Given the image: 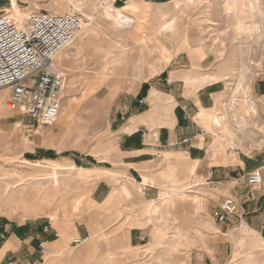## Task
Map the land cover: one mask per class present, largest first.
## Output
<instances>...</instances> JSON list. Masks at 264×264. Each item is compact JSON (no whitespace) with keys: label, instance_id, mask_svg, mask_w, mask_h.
Masks as SVG:
<instances>
[{"label":"crops","instance_id":"1","mask_svg":"<svg viewBox=\"0 0 264 264\" xmlns=\"http://www.w3.org/2000/svg\"><path fill=\"white\" fill-rule=\"evenodd\" d=\"M170 1L118 0L117 7ZM250 1L225 0V9L249 12ZM158 34L166 37L170 32ZM181 43L187 59L193 60L194 49ZM171 61L140 81L131 102L121 106L125 120L117 113V125L111 122L105 129L109 141L91 145L89 152H65L63 159L53 157L57 149L74 148L37 145L43 150L39 160L51 169L75 170L67 176L75 188L60 191L62 178L53 170V187L44 195L37 189L25 193L23 183L16 184L20 190H10L8 184L0 192V207L10 204L25 217L12 223L3 216L0 231L6 237L0 244V264L15 253L17 260L33 258L36 264H264V138L255 150L252 145L248 152L233 148L227 129L225 137L219 130L227 74L170 68ZM258 81L252 85L255 102L250 101L257 116L251 117L261 119L264 128V76ZM3 95L0 91V99ZM72 103L66 99L55 120L63 130L75 126ZM233 106L231 101L227 105ZM0 112L7 110L1 107ZM207 116L210 127L204 123ZM232 116L240 123L235 125ZM229 122L255 136L239 115L232 113ZM254 171L260 174L259 184L248 182ZM45 195L51 197L48 204L39 201ZM225 198L233 199L236 209L220 219ZM27 225H34L32 236ZM76 239L81 241L75 244Z\"/></svg>","mask_w":264,"mask_h":264},{"label":"rangeland","instance_id":"2","mask_svg":"<svg viewBox=\"0 0 264 264\" xmlns=\"http://www.w3.org/2000/svg\"><path fill=\"white\" fill-rule=\"evenodd\" d=\"M117 1L0 0V12L13 13L7 9L15 4L23 14L78 12L89 20L73 43L56 56L55 61L57 64L59 58L68 56L66 62L59 60L61 66L58 69L64 76L60 109L64 108L66 99H70L76 113L75 126L70 131L63 130V126L55 122L37 126L21 110L9 109L6 105L10 90L7 89L0 103V108L7 110L6 113L0 112V179L6 178L0 180V192L4 193L8 184L10 190H20L16 184L23 183L25 193L34 194L37 189L44 195L52 186L50 173L53 170L62 178L60 191L74 189V181H70L67 176L75 174V170L51 169L48 162L39 160L43 150L39 151L38 146L74 148L68 151L57 149L53 157L63 159L65 152H89L91 145L109 141V137L104 135L105 129L111 122L117 125V110L121 111V106L131 102L142 79L156 74L170 59V68L193 67L206 73L216 70L227 74L223 79L226 88L221 107L224 118L219 130L225 137L227 129L233 148L248 152L249 145H252L255 150L260 139L264 138L259 136L260 132L264 133L261 119L251 117L257 116L251 113L255 108H249L251 104L245 101L255 102L252 85L264 76V55L261 53L264 47V0H251L249 3L253 9L249 7V12L239 11L237 14L225 9V0H172L162 6L128 2L125 5L127 9L117 7ZM63 6L70 11H65L61 8ZM232 9L236 10L235 7ZM168 22L170 26L166 29ZM169 32L170 35L166 36ZM158 33H164L166 37ZM86 34L88 44L83 45L76 54L74 47L78 39L86 37ZM182 40L196 52L193 60L187 59L188 51L182 45ZM100 75L101 80H95ZM230 101L234 106L228 108ZM123 110L121 112L125 113ZM232 113L246 120L255 133L253 138L233 128L229 122ZM204 123L207 127L211 126L209 116ZM28 155L34 158H28ZM35 170L38 171L36 174ZM35 184H38V188L33 187ZM50 200L51 197L46 195L39 199L45 204ZM21 215L22 211L14 206L1 205L0 229L3 227V216L11 218L12 223H22L25 217L21 219ZM26 230L32 236L34 225ZM11 255L15 257L14 262L17 261L19 255ZM27 261L35 262L33 258Z\"/></svg>","mask_w":264,"mask_h":264},{"label":"built area","instance_id":"3","mask_svg":"<svg viewBox=\"0 0 264 264\" xmlns=\"http://www.w3.org/2000/svg\"><path fill=\"white\" fill-rule=\"evenodd\" d=\"M114 1V0H113ZM89 22L78 12H38L20 21L14 13L0 12V88L10 90L7 99L9 109H19L30 116L37 126L55 122L60 110L64 85L62 72L53 64L55 56L70 46L81 27ZM119 118L124 120V113ZM251 184H259L258 171L248 177ZM222 219L235 211L233 199L225 198L220 204ZM57 234L54 233V236ZM6 234L0 231V241ZM81 240L76 239L77 244ZM43 244L39 243V249ZM6 256L5 264H36L15 261Z\"/></svg>","mask_w":264,"mask_h":264},{"label":"bare ground","instance_id":"4","mask_svg":"<svg viewBox=\"0 0 264 264\" xmlns=\"http://www.w3.org/2000/svg\"><path fill=\"white\" fill-rule=\"evenodd\" d=\"M131 5V4H130ZM233 6V5H232ZM61 8H63L65 11H70V10H67V8L66 7H61ZM231 8H233V7H230L229 6V9H231ZM7 10H10V11H13V13L14 14H16V16H17V18L20 20V21H23L28 15H29V12L28 13H25V14H23V13H21L20 11H19V8H18V5H12V7L10 8V9H7ZM86 25V24H85ZM82 26L81 27V30H80V32H79V34L82 32V30L86 27V26ZM167 26H165V28L166 29H168V27L170 26V22H168V24H166ZM164 29V28H163ZM84 31H86V29L84 30ZM83 31V32H84ZM78 34V35H79ZM77 35V36H78ZM82 35V34H81ZM87 35V34H86ZM79 41H77V43H76V45H75V47H74V50L73 51H75V53L76 52H79L81 49H82V47H83V45H85L86 46V44H88V35L86 36V37H82V38H80V39H78ZM72 53V52H71ZM59 54V53H58ZM57 54V55H58ZM77 54V53H76ZM56 55V56H57ZM56 56H55V58H54V60H53V64L56 66V67H59V66H61V62L59 61V60H64L65 62L68 60V56H66V55H64V57L63 58H59L58 59V63L56 64L55 63V61H56ZM73 56V55H72ZM3 89H1L0 91H3L4 92V95L2 96V98L0 99V103H2V100H3V98L5 97V95H6V93H7V89H9L7 86H4V87H2ZM246 101V103H248V104H251V105H249V108H255V105L252 103V102H250L248 99H246L245 100ZM7 106V105H6ZM253 110V109H252ZM62 111H63V108L62 109H60V111H59V113H62ZM251 112H254V111H251ZM58 113V114H59ZM58 116V115H57ZM57 118V117H56ZM238 118V117H237ZM236 118V116H232V120L234 121V123H235V125L236 124H239L240 123V119L238 118L237 119ZM213 120H215L216 122H218V119L217 118H214ZM242 122H244V121H241V123ZM7 189V188H6Z\"/></svg>","mask_w":264,"mask_h":264},{"label":"trees","instance_id":"5","mask_svg":"<svg viewBox=\"0 0 264 264\" xmlns=\"http://www.w3.org/2000/svg\"><path fill=\"white\" fill-rule=\"evenodd\" d=\"M146 88H147V87H146L145 85L142 86V90H145ZM28 158H31V159H32V158H34V157H31V156L28 155ZM35 158H36V157H35Z\"/></svg>","mask_w":264,"mask_h":264}]
</instances>
